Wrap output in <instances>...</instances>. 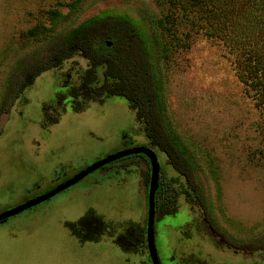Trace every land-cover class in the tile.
Returning a JSON list of instances; mask_svg holds the SVG:
<instances>
[{
	"label": "rangeland",
	"instance_id": "374dc122",
	"mask_svg": "<svg viewBox=\"0 0 264 264\" xmlns=\"http://www.w3.org/2000/svg\"><path fill=\"white\" fill-rule=\"evenodd\" d=\"M75 1L78 9L70 18L51 33L43 30L48 10L65 15ZM102 13L141 18L150 32L160 11L153 0H0V214L110 155L145 148L155 154L163 180L179 191L177 212L154 222L160 264H264L258 112L221 43L193 35L188 49L169 57L162 87L166 114L197 161L198 188L220 235L205 222L184 178L150 145L127 102L91 97L103 81L102 68L89 70L76 54L31 82L28 73L55 61L74 28ZM85 82L90 95L77 92ZM19 85L20 93L15 92ZM138 161L127 169L96 170L0 223V264H152L146 246L127 253L115 244L129 225L144 228L147 220L148 184L141 182L138 169L144 161ZM89 211L109 226L98 242H80L69 230Z\"/></svg>",
	"mask_w": 264,
	"mask_h": 264
},
{
	"label": "trees",
	"instance_id": "16d2710c",
	"mask_svg": "<svg viewBox=\"0 0 264 264\" xmlns=\"http://www.w3.org/2000/svg\"><path fill=\"white\" fill-rule=\"evenodd\" d=\"M153 1L160 14L151 21L150 32L145 30L146 24L141 18L135 20L126 15L102 13L74 28L53 58L55 61H49L43 68L36 69L35 66V70L28 73V76L31 82L35 81L42 72L59 67L76 54L89 63V70L98 71L102 68L103 81L100 86L92 89L91 97H116L127 102L137 121L142 124L150 145L162 152L168 165L184 178L205 222L213 232L220 235L208 200L198 188L197 161L166 114L162 88L163 69L173 53L190 47L193 35L201 34L207 40L221 43L233 57L236 78L243 86L245 96L253 102L258 112L256 129L260 140L257 152L264 161V0ZM57 7L62 8V5ZM67 8L65 15L57 8L48 10V26L43 27V30L47 33L55 31L77 11L78 2L69 4ZM28 35H33V32L29 31ZM8 83L11 84V81ZM86 84L85 82L77 88L79 94H87L84 87ZM21 86L15 92L20 93ZM57 122L58 118L49 125ZM139 155L119 159L98 170L107 171L110 165L127 169L138 160H143L144 165L142 168L139 165L138 170L141 182L147 186L150 164L143 155L144 158L136 159ZM158 183L154 198V222L174 215L178 209L179 191L170 182L163 180L161 170ZM146 194L148 195V190ZM69 230L80 242H98L103 235L108 234L109 226L93 211H89L77 223L69 224ZM145 238L146 222L144 228L129 225L115 244L123 252L135 253L140 248L139 245L146 246ZM136 241L138 244L129 248Z\"/></svg>",
	"mask_w": 264,
	"mask_h": 264
},
{
	"label": "water",
	"instance_id": "95a60500",
	"mask_svg": "<svg viewBox=\"0 0 264 264\" xmlns=\"http://www.w3.org/2000/svg\"><path fill=\"white\" fill-rule=\"evenodd\" d=\"M143 155L147 158L150 164V176H149V183H148V195H147V220H146V247L148 251V255L152 264H160L156 247L154 244V230H153V223H154V216H155V193L159 186V164L157 162V158L155 154L150 149L145 148H133V149H126L124 151L118 152L116 154L110 155L103 160L95 162L90 167L86 168L84 171L75 175L72 179L66 181L65 183L61 184L60 186L56 187L49 193L33 199L24 205H21L17 208H14L10 211L0 214V222H3L13 216H16L30 208L36 207L53 197L57 194L67 190L68 188L76 185L80 181H82L86 176L95 172L96 170L102 168L105 165H108L114 161L119 159L129 157L131 155Z\"/></svg>",
	"mask_w": 264,
	"mask_h": 264
},
{
	"label": "flooded vegetation",
	"instance_id": "af4514ba",
	"mask_svg": "<svg viewBox=\"0 0 264 264\" xmlns=\"http://www.w3.org/2000/svg\"><path fill=\"white\" fill-rule=\"evenodd\" d=\"M6 221V220H5ZM4 222V221H3ZM3 222H0V223H3Z\"/></svg>",
	"mask_w": 264,
	"mask_h": 264
}]
</instances>
